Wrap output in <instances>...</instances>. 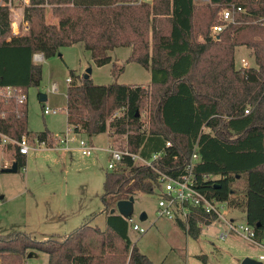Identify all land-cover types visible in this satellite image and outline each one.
<instances>
[{
    "label": "trees",
    "instance_id": "obj_1",
    "mask_svg": "<svg viewBox=\"0 0 264 264\" xmlns=\"http://www.w3.org/2000/svg\"><path fill=\"white\" fill-rule=\"evenodd\" d=\"M231 2L244 12L237 15L238 23L212 37L210 27ZM48 11L54 22L47 21ZM23 20L29 28L13 35L9 7L0 3V87L27 93L39 86L42 67L33 60L35 53L49 58L61 47L82 43L102 66L111 62L109 50L129 47L126 61L148 69L150 83L95 84L90 76L76 77L71 71L67 124L88 138L109 129L127 133L126 148L143 157L165 151L150 166L125 157L117 169L104 173L99 196L104 229L87 221L61 239L38 240L22 230L0 233V264H24L30 250L45 253L47 264H154L131 244L127 219L110 209L138 193L159 196L158 172L178 174L195 144L200 188L243 210L256 239L264 240V0H29ZM240 46L250 50L251 67L236 66ZM119 110L122 115L116 117ZM0 132L14 139L31 136L25 104L0 99ZM36 138L49 145L53 141L47 130ZM13 162L17 170L25 165L17 149ZM203 176L216 178L201 181ZM239 177L243 192L233 195ZM199 220L212 222L209 216ZM196 222L191 220L187 229L178 225L197 238L201 227Z\"/></svg>",
    "mask_w": 264,
    "mask_h": 264
},
{
    "label": "rangeland",
    "instance_id": "obj_2",
    "mask_svg": "<svg viewBox=\"0 0 264 264\" xmlns=\"http://www.w3.org/2000/svg\"><path fill=\"white\" fill-rule=\"evenodd\" d=\"M197 1L202 4L207 0ZM12 5L16 14H20L22 3L14 1ZM12 15V19L16 20L15 14ZM46 19L48 22L55 21L49 11ZM200 38L201 35L198 36ZM108 54L111 62L97 66L83 44L76 43L61 47L55 55L38 62L42 67V80L39 86L27 88L25 103L27 129L31 133L28 137L34 147L19 170L0 172V233L22 230L41 240L48 237L61 239L87 221L105 228V214L101 212L99 196L110 158L106 148L109 143H114L117 149L125 148L127 133H116L109 129L108 135L99 133L94 138H88L85 134L71 131L65 110V93L69 85L66 78L73 77L71 71L78 77L91 68L90 79L95 84L117 82L145 86L151 79L148 69L136 62L126 61L130 55L129 47H116ZM241 58L254 65L250 50L244 46L235 54L236 66L240 65ZM40 95H45L46 100L41 101ZM45 105L60 110L56 114L44 115L42 109ZM140 113L141 119L146 120L147 112L142 110ZM114 114L119 117L122 111ZM44 130L51 133V145L36 143V134ZM66 133L75 138L74 142H69L70 149H54L56 138ZM81 138L89 140L96 147L90 155L82 154L77 148V140ZM15 150L11 144L0 147V165L10 166ZM243 188L244 180L239 177L232 185L233 195H241ZM157 197V192L138 193L125 213L116 209L126 219L133 218L147 229L141 234L129 224L128 238L154 264H240L245 257L264 264V260L258 259L264 255V246L237 234L220 238L226 228L222 221L203 226L197 238L189 236L176 222L157 215ZM226 210L227 216L234 221L245 222L243 210L228 206ZM143 212L147 217L140 220ZM94 214L96 216L90 219ZM30 252L28 256L31 258L27 259L29 264H47L45 253L36 250ZM202 255H205L206 262L201 259Z\"/></svg>",
    "mask_w": 264,
    "mask_h": 264
},
{
    "label": "built area",
    "instance_id": "obj_3",
    "mask_svg": "<svg viewBox=\"0 0 264 264\" xmlns=\"http://www.w3.org/2000/svg\"><path fill=\"white\" fill-rule=\"evenodd\" d=\"M14 1H20L22 3V15L16 14V9L12 5ZM0 3L6 4L9 7L10 18H11V31L13 35H16L20 30H27L29 28L28 23L23 20V8L28 5L29 0H0ZM244 12V8L234 2L224 6L218 15V22L210 27V35L212 37L218 36V34L229 24L238 23L237 15ZM12 13L15 14L16 20L12 19ZM41 53H35L33 60L35 62H41L43 60ZM250 63L245 59H240L239 67L248 68L251 67ZM67 82H71V77L66 78ZM0 99L10 100L12 99L17 107L24 105L27 101V93L14 86H1L0 87ZM60 109L51 108L45 105L42 109L44 115L56 114ZM248 113V109L245 110ZM4 113H2V116ZM115 115V114H114ZM116 116V115H115ZM72 131V128H69ZM58 137V136H57ZM37 139V138H36ZM74 137L67 136V133L63 137L56 138L57 144L54 149L62 147L65 150L70 149L69 142H74ZM37 144L45 145L36 140ZM13 145L19 154L26 155L34 147L30 142L28 135H21L19 138L14 139L7 134L0 132V147L6 145ZM114 143H109L106 150L110 153V158L107 161V169L114 170L120 166L123 159L128 157L131 161L140 165H151V163L160 157L165 149L158 152L152 153L150 157H143L138 152H132L126 147L123 149H117L113 146ZM170 146V142L165 143V147ZM53 148V147H52ZM77 148L84 155H90L95 146L90 144L89 140L81 138L77 140ZM201 161L198 147L195 144L190 154L189 161L176 174H169L165 172H158L157 182L160 187V195L157 197V209L156 213L158 216L166 218L168 220L176 221L182 224L186 229L189 227L191 220L194 218L197 220V226L201 228L207 226L200 222L199 217L209 216L212 218V222L222 221L225 224V230L221 232L220 238L225 239L230 234H237L245 239L257 244L264 246V240L258 241L256 234L251 225L246 221L239 222L234 221L232 217L227 216L225 201H219L214 197L208 195V193L200 188L198 185V179L195 176L194 169L197 163ZM213 176H203L201 181L212 178ZM128 223L131 224L132 229L143 234L146 228L140 226L133 218L127 219ZM211 222V223H212ZM259 260H264V255L258 257ZM24 264H29L28 260ZM35 264V263H33Z\"/></svg>",
    "mask_w": 264,
    "mask_h": 264
},
{
    "label": "water",
    "instance_id": "obj_4",
    "mask_svg": "<svg viewBox=\"0 0 264 264\" xmlns=\"http://www.w3.org/2000/svg\"><path fill=\"white\" fill-rule=\"evenodd\" d=\"M90 73H91V68H88L85 71V73L83 74V77L84 78H88L90 76ZM40 100L41 101H45L46 100V96L45 95H40ZM16 171H17V164H16V162H12L10 166H4L1 169V172H16ZM132 200H133V196L129 197L126 200H119L116 203V207L110 209V213L115 212L116 209H118L122 213H125L129 209ZM139 218H140V220H143V219H145V215L144 214H141ZM240 264H260V263L257 262V261H255L252 258L245 257L244 259H242V261H241Z\"/></svg>",
    "mask_w": 264,
    "mask_h": 264
},
{
    "label": "crops",
    "instance_id": "obj_5",
    "mask_svg": "<svg viewBox=\"0 0 264 264\" xmlns=\"http://www.w3.org/2000/svg\"><path fill=\"white\" fill-rule=\"evenodd\" d=\"M20 15H22V8L20 9ZM200 39H202V38H200ZM241 47H243V46H240V48H241ZM240 48H239V47L236 48V52H235V54L237 53V51H239ZM130 51H131V49H130ZM103 133H106V134L108 135V132H107V131H106V132H103ZM79 135H80V134H79ZM97 135H98V134L94 135L92 138L96 137ZM28 153H29V152H28ZM26 156H27V154L24 155L25 158H26ZM156 209H157V208H156ZM141 214H144L145 217H147L145 212H143V213H141ZM141 214H140V215H141ZM167 220H168V219H167ZM171 221H172V220H171ZM174 222H176V221H174ZM176 223L178 224V222H176ZM202 229H203V228H202ZM146 230H147V229H146ZM201 231H202V230H201ZM145 232H146V231H145ZM200 233H201V232H200ZM29 253H30V255H31V252H30V251L28 252V254H29ZM46 256H47V255H46ZM29 257H30V256H29ZM29 257H28V258H29ZM30 258H31V257H30ZM30 258H29V259H30ZM46 258H47V257H46ZM201 259H202L204 262H206V257H205V255H202V256H201Z\"/></svg>",
    "mask_w": 264,
    "mask_h": 264
}]
</instances>
